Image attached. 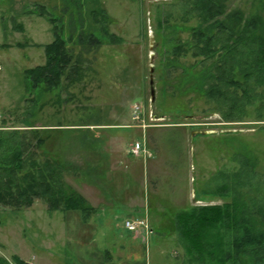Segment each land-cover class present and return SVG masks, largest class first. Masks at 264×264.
Segmentation results:
<instances>
[{"label":"rangeland","instance_id":"rangeland-1","mask_svg":"<svg viewBox=\"0 0 264 264\" xmlns=\"http://www.w3.org/2000/svg\"><path fill=\"white\" fill-rule=\"evenodd\" d=\"M79 1L82 6L73 10L65 0H0L2 133L16 131L29 141L38 135L30 132L37 125L64 127L52 131L51 140L46 138L48 132L39 133L45 136V147L54 151L55 163L66 168L64 179L70 190L100 199L105 191L85 188L105 181L104 176L109 179L104 168L117 169L122 178L119 197L148 202L149 225L155 229L150 264H181L183 247L172 232L179 211L233 205L239 213L254 203L264 213V82L249 83L253 90L246 104L239 100L243 92L238 86L218 83L223 86L224 104L204 94L207 86L197 88L201 76L218 75L213 66L223 52L209 58L197 55L193 31L208 36L215 27L213 21L203 24L186 15L191 13L188 1ZM219 1L224 14L217 22L228 23L237 12L244 19L259 12V0ZM39 6L45 10L42 17L37 15ZM100 10L106 13L113 41L94 20L93 12ZM49 19L57 20L76 66L53 87L33 86L24 72L45 63L42 46L53 41ZM89 37L100 45L87 44ZM233 73L232 80L244 84L241 72ZM214 79L206 82L212 85ZM235 97L243 103L242 116L228 119L225 113ZM78 125L82 129L73 128ZM137 143L145 152L131 156ZM29 156L37 159L35 152ZM126 167L137 173L129 178ZM234 181L235 190L225 194L220 190L224 184L231 189ZM23 211L0 210V241L6 244L0 247V257L8 264L14 261L4 256L45 253V219L28 221L31 217ZM253 213L259 221L264 218Z\"/></svg>","mask_w":264,"mask_h":264},{"label":"trees","instance_id":"trees-1","mask_svg":"<svg viewBox=\"0 0 264 264\" xmlns=\"http://www.w3.org/2000/svg\"><path fill=\"white\" fill-rule=\"evenodd\" d=\"M65 1L73 10L82 6L79 0ZM187 1L190 3L191 13L186 15H193L203 24L213 21L215 27V32L208 36L193 31L192 37L198 47L195 48L197 55L209 58L223 52L220 61L213 66L218 75L208 78H215L212 85L207 83L209 81L204 75L198 79L197 88L203 90L207 86L204 94L224 104L226 101L223 100L226 99L222 93L223 86L218 83L238 86L243 92L239 98V100L242 98L240 102L245 100V104L248 103L251 101L248 93L253 90L249 83L255 79L256 82L260 83L261 80V83L264 82V0L258 2V13L244 19L242 14L237 12L229 17L231 20L228 23L216 20L224 14V7L219 0H184ZM93 13L94 20L100 24L102 32L112 41L115 40L116 37L109 34L106 29L105 21L108 19L106 13L103 10ZM44 14V8L39 6L37 15L42 17ZM48 22L52 26L53 41L42 47L45 63L24 72L25 78L33 86L44 84L53 87L60 81L65 71H68V77L76 66L67 53L59 28L55 25L57 20L49 19ZM17 29L20 30L21 26ZM77 37L79 39L81 36ZM86 42L100 45L93 37H89ZM224 67L228 71L224 70ZM234 69L241 72L244 84L232 80ZM230 100L232 106L228 107L225 114L228 119H234V114L239 118L242 116L243 103L239 104L237 97ZM2 132L3 130L0 131L1 209L20 211L30 208L35 200H41L48 211L78 210L83 214L92 211L83 197L72 192L66 185L63 170L57 162L37 157L36 160H31L29 154L32 152L28 150L31 148L30 139L26 141L27 139L16 131ZM249 164L247 160L245 165ZM246 169L248 170V166ZM231 177L234 180L238 179V174ZM232 185V188L228 189L224 184L220 190L224 194L229 193L235 190V181ZM253 204L244 207L239 213L233 205L179 211L175 215L172 232L183 247L185 258L181 264H264V218L259 221L252 216L256 211L261 216H264V213L263 209L256 208ZM12 260L14 264H24L16 257ZM0 264L8 263L0 257Z\"/></svg>","mask_w":264,"mask_h":264},{"label":"crops","instance_id":"crops-1","mask_svg":"<svg viewBox=\"0 0 264 264\" xmlns=\"http://www.w3.org/2000/svg\"><path fill=\"white\" fill-rule=\"evenodd\" d=\"M0 76L2 78L3 75L0 74ZM57 127L37 125L30 129V132H35L33 134H38L33 135L34 137L32 136L30 140L31 152H35L37 158H43L51 162L56 161L54 151L45 147V136L42 137V133L40 134L39 131L48 132L46 138L51 140L49 134L64 128L59 129ZM73 128L82 129L81 125ZM61 167L65 174L66 168H63L62 164ZM107 168H104V170L106 176L110 174L109 179L104 176L103 180L105 181L97 180L96 185L92 184L93 187L86 186L88 188H85V190L105 191L106 195L102 197L100 192V199L94 201V199L81 194L92 209L88 214H83L78 210L48 211L46 205L40 200H35L32 206L24 209V211L10 210L18 214L23 211L24 216L31 217L28 220L31 222L34 219L38 220L43 217L42 220L45 219L46 223L47 244L45 253H41V255L29 251V255L25 257L16 254L4 257L6 259L16 257L24 264H150V241L155 234V229L149 225L151 212L147 206L148 202L131 196L119 197L117 191L121 189L120 183L122 181L119 175L120 172L111 167ZM134 169V167H126L125 173L129 178H131L129 175L137 173ZM91 201L95 203L93 204ZM136 220L146 222L149 229L138 228L136 231H129L125 225L119 226V222L125 224L127 221L133 222ZM1 243L0 241V247L5 248L4 245L6 244Z\"/></svg>","mask_w":264,"mask_h":264},{"label":"built area","instance_id":"built-area-1","mask_svg":"<svg viewBox=\"0 0 264 264\" xmlns=\"http://www.w3.org/2000/svg\"><path fill=\"white\" fill-rule=\"evenodd\" d=\"M2 71V66L0 64V72ZM2 128L0 127V130ZM144 149L143 146L140 144H135L134 147L129 151L131 156H139L140 154H144ZM125 227L126 229H128L129 231H136L138 228H142L144 230H148V225L146 222L142 221V220H136L133 222L127 221L125 222Z\"/></svg>","mask_w":264,"mask_h":264},{"label":"water","instance_id":"water-1","mask_svg":"<svg viewBox=\"0 0 264 264\" xmlns=\"http://www.w3.org/2000/svg\"><path fill=\"white\" fill-rule=\"evenodd\" d=\"M152 72H153V69L150 68V86H152V76H151ZM150 96H151V100H153V97H154V91L153 90H151Z\"/></svg>","mask_w":264,"mask_h":264}]
</instances>
